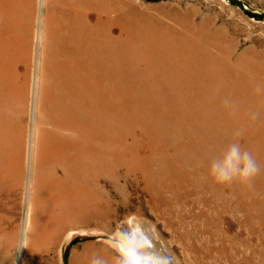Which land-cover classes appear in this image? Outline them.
Segmentation results:
<instances>
[{"label": "bare ground", "instance_id": "6f19581e", "mask_svg": "<svg viewBox=\"0 0 264 264\" xmlns=\"http://www.w3.org/2000/svg\"><path fill=\"white\" fill-rule=\"evenodd\" d=\"M33 3L0 0V264H11L18 244L35 261L56 264L60 243L68 231L93 224L111 228L117 210L111 204L108 186L123 189L125 184L143 181L154 192L160 190L155 182L158 176L162 180L166 159L140 154L136 143L121 142L117 134L127 114L139 124L145 113L142 107L156 112L160 96H167L166 87L191 93L196 98L194 107L210 113V130L224 145L229 111H236L255 96L258 116L264 115V70L259 66L258 75L250 76L243 56L234 60L223 57L210 50L209 43L205 49L170 38L155 40L157 34L154 41L143 35L135 37L127 26L117 33L114 16H104L100 10L90 15L85 0H41L45 10L37 14L33 34L37 17ZM178 92L174 93L176 104L184 103ZM148 123L153 122L149 119ZM258 148L264 152V142ZM25 205L27 217L20 225L17 215ZM133 207L122 215L128 224L139 223L142 216L143 210ZM23 254L16 264L27 262ZM70 264H75L74 260Z\"/></svg>", "mask_w": 264, "mask_h": 264}, {"label": "rangeland", "instance_id": "374dc122", "mask_svg": "<svg viewBox=\"0 0 264 264\" xmlns=\"http://www.w3.org/2000/svg\"><path fill=\"white\" fill-rule=\"evenodd\" d=\"M33 2L34 15L37 16V14H40L42 8L45 10V7L41 5V0H33ZM85 3L89 5L88 10L90 15H94L100 10L104 16L107 14L111 15L112 18L114 16L113 19L116 21L114 30L117 33H119L123 26H127L135 33V37L143 35L152 38L151 40L154 41V36L157 34L155 40L160 37L163 39L167 38L166 40L170 38V41L176 43H188L193 46L206 47L205 49L215 50L219 55L230 57L232 60L238 55L243 56L244 61L246 60L245 62L249 64L248 73H251L250 76L258 75L256 71L259 66H261L259 68L264 70V0H138V3L135 0H106V2L105 0H85ZM37 18L38 16L34 17L33 34H35V28H37ZM136 41L141 42L139 38ZM140 42L138 43L139 45L141 44ZM208 43L210 47H208ZM218 49L221 50L219 51ZM252 65H254L253 68ZM165 91L167 92V99L165 96H160V101H156L158 102L156 106L157 113L153 112V110L149 112L148 107H142L145 113H143L144 116L139 121V124H136L135 118L127 114L125 124L118 125L117 134L121 142L136 143L138 151H141H139L140 154H151L152 158L160 156L166 159L165 173L161 176L162 180L160 181L158 176L159 181L155 182L160 190L156 189L158 191L154 192V190L146 187L143 181L140 183L134 181L130 185L125 184L127 187L124 186L123 189L117 188L118 190L108 186L112 190V195L110 196L112 199L111 204L115 203L112 206L117 210L114 213L115 218L113 217L114 219L110 225L111 228L93 224L76 227L68 231L60 243L56 264H70L73 260L75 264H89V260L93 255H100L111 262L114 253L107 247L106 242L117 227L124 222L122 218L124 211L128 207L133 206L136 210H139V208L143 210L140 221L146 222L149 230L154 233L157 247L162 251L163 255L170 259L171 264H264V152H261L262 150L258 148V145L264 142V124H261L264 122V115L258 116L257 98L254 96L253 99L245 101L236 111H234L235 109L232 110L239 113L238 116L236 113L230 111L226 114V124L229 123V125H227L228 129L224 133L226 137L224 145L219 135L210 130L211 123L213 122L210 119V113L199 111L200 108L197 106H195V109L193 104L196 98H192L190 96L191 93L187 94L185 89H182V92H178L173 87H170V90L169 87H166ZM175 92L181 93L179 96H184V103L179 102V104H176V99H174ZM199 97L198 95L197 99ZM190 99H192V102ZM125 108L128 107L125 106ZM169 110L171 111L168 112ZM203 113L205 116L202 115ZM253 113H255V119L252 118ZM32 116L31 112L29 118L30 127L32 125ZM149 119L153 123L149 124ZM258 123L260 124L259 127ZM233 124L235 126L234 129L231 128ZM150 125H154V127L151 128ZM236 130H244L242 135L244 137L239 139V143L241 146L243 145L242 148L245 146V149L253 154L262 167L261 173L253 180L251 188L239 183L223 187L214 183L207 175L206 168L208 169L209 161L213 157L220 155L230 142H233V133ZM253 133L256 134L254 135ZM210 143L212 146L209 145ZM206 146L207 148H205ZM189 148L192 149L190 150ZM215 153L217 154L215 155ZM212 186L215 188H212ZM17 217L20 225L22 222L25 224L27 217L26 205L20 210ZM22 251L23 255L27 258V262L23 260V264H42L35 261L31 255H28V257L25 250L19 244L14 248V253L12 252L11 264H16Z\"/></svg>", "mask_w": 264, "mask_h": 264}, {"label": "clouds", "instance_id": "9594fccd", "mask_svg": "<svg viewBox=\"0 0 264 264\" xmlns=\"http://www.w3.org/2000/svg\"><path fill=\"white\" fill-rule=\"evenodd\" d=\"M135 2L138 3V0ZM252 118L255 119V113ZM242 135V130H236L233 142L209 161L207 175L214 183L224 186L239 183L251 187L255 177L261 173L262 167L253 154L239 143ZM106 243L114 253L111 262L100 255H93L89 264H171L157 247L154 233L144 221L128 224L126 218Z\"/></svg>", "mask_w": 264, "mask_h": 264}]
</instances>
